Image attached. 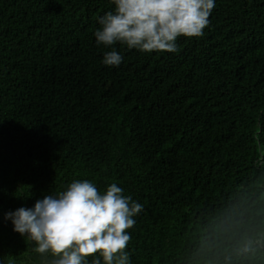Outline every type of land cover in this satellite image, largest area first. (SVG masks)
<instances>
[{"label":"trees","instance_id":"16d2710c","mask_svg":"<svg viewBox=\"0 0 264 264\" xmlns=\"http://www.w3.org/2000/svg\"><path fill=\"white\" fill-rule=\"evenodd\" d=\"M114 7L0 0V264H42L6 214L75 180L143 205L130 264H264V0H215L177 52L118 43V67L94 35Z\"/></svg>","mask_w":264,"mask_h":264},{"label":"clouds","instance_id":"9594fccd","mask_svg":"<svg viewBox=\"0 0 264 264\" xmlns=\"http://www.w3.org/2000/svg\"><path fill=\"white\" fill-rule=\"evenodd\" d=\"M114 10L99 17L98 46L112 48L103 63L119 66L115 45L142 52H177L179 37H201L209 25L215 0H111ZM143 205L123 194L116 183L101 193L89 180H75L55 195H44L34 207L8 212L13 230L35 242L42 264H130L126 251L134 216ZM259 241L245 238L241 253ZM50 257L49 258V255Z\"/></svg>","mask_w":264,"mask_h":264}]
</instances>
